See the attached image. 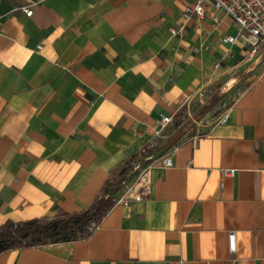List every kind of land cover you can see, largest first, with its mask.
I'll use <instances>...</instances> for the list:
<instances>
[{"label": "crops", "instance_id": "crops-1", "mask_svg": "<svg viewBox=\"0 0 264 264\" xmlns=\"http://www.w3.org/2000/svg\"><path fill=\"white\" fill-rule=\"evenodd\" d=\"M193 2L0 0V225L86 209L143 148L172 158L89 238L0 264H264V48L208 3L183 24Z\"/></svg>", "mask_w": 264, "mask_h": 264}, {"label": "built area", "instance_id": "built-area-1", "mask_svg": "<svg viewBox=\"0 0 264 264\" xmlns=\"http://www.w3.org/2000/svg\"><path fill=\"white\" fill-rule=\"evenodd\" d=\"M205 3L210 4L215 10L223 12L225 16L232 20L237 30V37L245 41L250 47L251 53H257L261 47L264 48V0H194L191 5L185 7L182 11L183 24L189 22L194 15L202 17ZM35 4L36 2L29 1L27 4L21 5L19 9L26 16H31L32 7ZM177 32L178 30H171L174 35ZM237 37L225 36L221 41L225 44H233L236 42ZM200 101L204 104L203 99ZM224 119L222 117L219 121L223 122ZM171 122L172 118L170 116H162L158 124L160 127H164ZM171 165L172 158L169 154L153 159L146 156V148H143L139 152V156L130 162L120 188L123 193L119 197L116 196L115 203L128 207L131 201L139 202L149 198L152 168L154 166L167 168ZM221 173L224 177L233 176L235 170L223 169ZM234 238V232H229L227 244L230 253L235 251Z\"/></svg>", "mask_w": 264, "mask_h": 264}, {"label": "trees", "instance_id": "trees-1", "mask_svg": "<svg viewBox=\"0 0 264 264\" xmlns=\"http://www.w3.org/2000/svg\"><path fill=\"white\" fill-rule=\"evenodd\" d=\"M221 96H212L194 114L199 119L204 116L220 99ZM175 122V126L179 125ZM186 120L182 129L189 125ZM128 160L113 179L103 187L101 194L86 209L72 214L62 213L55 218H35L22 222L6 221L0 225V253L23 248L39 247L54 243L85 240L91 236L103 217L113 207L116 194L121 188L129 164Z\"/></svg>", "mask_w": 264, "mask_h": 264}, {"label": "rangeland", "instance_id": "rangeland-1", "mask_svg": "<svg viewBox=\"0 0 264 264\" xmlns=\"http://www.w3.org/2000/svg\"><path fill=\"white\" fill-rule=\"evenodd\" d=\"M190 125V122H189ZM189 125H186L188 127ZM172 131V125L169 126L168 129H166V132L169 134ZM184 129H180L179 131H176L175 133H172V135L169 137L167 144H165V147L171 146L172 143H174L179 137L183 134Z\"/></svg>", "mask_w": 264, "mask_h": 264}]
</instances>
